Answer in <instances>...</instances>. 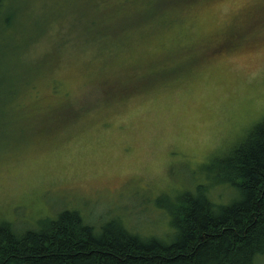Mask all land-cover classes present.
<instances>
[{"label":"rangeland","instance_id":"obj_1","mask_svg":"<svg viewBox=\"0 0 264 264\" xmlns=\"http://www.w3.org/2000/svg\"><path fill=\"white\" fill-rule=\"evenodd\" d=\"M263 119L264 0L0 6V221L70 207L166 235L185 191L238 196L212 178Z\"/></svg>","mask_w":264,"mask_h":264},{"label":"trees","instance_id":"obj_2","mask_svg":"<svg viewBox=\"0 0 264 264\" xmlns=\"http://www.w3.org/2000/svg\"><path fill=\"white\" fill-rule=\"evenodd\" d=\"M245 138L220 160L212 178L237 192L231 202L211 199L206 183L195 194L185 191L176 202L169 201L173 228L164 236L134 231L115 215L93 223L70 207L42 216L33 227L2 220L0 264H259L264 251V119Z\"/></svg>","mask_w":264,"mask_h":264}]
</instances>
